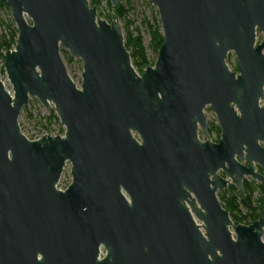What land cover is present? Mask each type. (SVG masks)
<instances>
[{
    "label": "water",
    "instance_id": "obj_1",
    "mask_svg": "<svg viewBox=\"0 0 264 264\" xmlns=\"http://www.w3.org/2000/svg\"><path fill=\"white\" fill-rule=\"evenodd\" d=\"M148 1L163 40L140 73L89 0H1L17 37L12 94L0 76V264H264V204L234 224L216 195L264 185V0ZM30 97L64 132L27 137ZM206 106L217 141L198 137Z\"/></svg>",
    "mask_w": 264,
    "mask_h": 264
},
{
    "label": "rangeland",
    "instance_id": "obj_2",
    "mask_svg": "<svg viewBox=\"0 0 264 264\" xmlns=\"http://www.w3.org/2000/svg\"><path fill=\"white\" fill-rule=\"evenodd\" d=\"M89 2L90 4H96L98 8V16L104 15L105 18L110 21L115 15V7L112 6L110 0H89ZM119 3H121L126 10V14L123 18L117 17L123 28V36L127 32H130L133 36L139 34L142 37V45L144 47L146 59L149 64L153 65L157 54L153 52L150 46V34L148 32L147 25L152 23H158L160 25L156 7L148 0H119L118 4ZM10 26L12 29H16L9 10L5 6L0 7V40L4 36L7 37L10 34ZM62 50L64 49L60 50V54L66 60L77 87H80L82 62L78 58L71 57L66 50V53ZM227 62L234 71L237 70L236 60L232 53L228 55ZM146 66H143L142 69L144 70ZM0 76L6 88L12 94V87L5 74L1 58ZM204 111L208 120L207 129L209 126L217 125L215 114L211 110L210 106H206ZM18 123L28 138L44 134L51 130L64 132V127L60 124L59 118L57 117L53 106H49L47 108L44 107L36 97H30L28 104L21 109L18 117ZM198 135H204L201 128H199ZM207 135L216 137V133L213 128L210 133L207 132ZM219 174L224 176L222 171H219ZM247 179L251 178L247 177ZM70 181V164L67 162L57 184L63 185L70 183ZM220 192L221 190L217 193L220 194ZM253 196L254 198L258 197L259 191L255 190ZM262 237L264 241V234Z\"/></svg>",
    "mask_w": 264,
    "mask_h": 264
},
{
    "label": "trees",
    "instance_id": "obj_3",
    "mask_svg": "<svg viewBox=\"0 0 264 264\" xmlns=\"http://www.w3.org/2000/svg\"><path fill=\"white\" fill-rule=\"evenodd\" d=\"M5 5L0 0V7ZM116 17L123 18L126 14L124 6L119 3L114 8ZM148 32L150 34V46L155 54H157L163 37L158 23L148 24ZM11 28V26H10ZM10 34L0 40V58L3 59V54L9 49H13L17 37V30L10 29ZM124 44L132 59V64L141 70L143 66L148 64L144 47L142 45V37L139 34L133 36L130 32L124 35ZM64 53L65 50H62ZM143 71H140L142 73ZM213 130L216 133L214 141H217L220 136L218 125L209 126L207 132ZM259 191V196L254 198V191ZM219 199L223 206L229 211L230 216L235 224H249L257 220L261 214V209L264 204V185L256 183L254 180H243V194H240L233 185H230L227 190L222 191Z\"/></svg>",
    "mask_w": 264,
    "mask_h": 264
},
{
    "label": "flooded vegetation",
    "instance_id": "obj_4",
    "mask_svg": "<svg viewBox=\"0 0 264 264\" xmlns=\"http://www.w3.org/2000/svg\"><path fill=\"white\" fill-rule=\"evenodd\" d=\"M260 33H256V43H258V42H260V41H257V37H258V35H259ZM236 68H237V66H236ZM208 127V126H207ZM199 131V130H198ZM203 131V130H202ZM203 133H204V135L205 136H207V128H206V131H203ZM198 137H199V135H198ZM200 139V138H199ZM206 139H208V138H206ZM205 139V140H206ZM201 140V139H200ZM202 141H204V140H202ZM67 164V163H66ZM246 164V163H245ZM66 166V165H65ZM65 168V167H64ZM256 169H257V171H260V168L257 166L256 167ZM64 170V169H63ZM63 172V171H62ZM62 174V173H61ZM219 174V173H218ZM222 174H223V172H222ZM224 175V174H223ZM61 176V175H60ZM60 179V178H59ZM245 179H247V178H245ZM248 180H254V179H248ZM255 181V180H254ZM256 183H259V182H257V181H255ZM243 183V182H242ZM230 185H232V184H228L227 185V187L226 188H224V189H221V192H220V194L222 193V191H224V190H227L228 189V187L230 186ZM243 185V184H242ZM68 186V185H67ZM66 186V187H67ZM234 186V185H233ZM56 187H57V185H56ZM65 187V188H66ZM235 187V186H234ZM64 188V189H65ZM61 190H63V189H61ZM237 190V189H236ZM219 190H217V192H218ZM238 191V190H237ZM216 192V195H217V197H218V200H219V202H220V204H221V206L225 209V210H227L224 206H223V204L221 203V201H220V199H219V196H220V194L219 193H217ZM240 194H243V186H242V192H240V191H238ZM263 207V206H262ZM227 212H228V214H229V217H230V219H231V221L233 222V220H232V218H231V216H230V213H229V211L227 210ZM261 215V214H260ZM260 217V216H259ZM256 221V220H255ZM254 222V221H253ZM234 223V222H233ZM252 223V222H251ZM251 223H249V224H251ZM235 224V223H234ZM239 224H244V223H239ZM245 225H248V224H245Z\"/></svg>",
    "mask_w": 264,
    "mask_h": 264
}]
</instances>
